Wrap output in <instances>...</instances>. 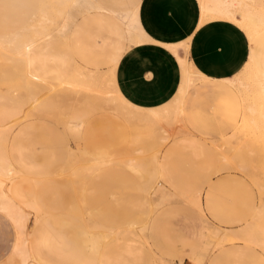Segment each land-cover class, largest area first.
<instances>
[{
  "label": "rangeland",
  "instance_id": "1",
  "mask_svg": "<svg viewBox=\"0 0 264 264\" xmlns=\"http://www.w3.org/2000/svg\"><path fill=\"white\" fill-rule=\"evenodd\" d=\"M141 2L97 0L98 5L73 11L66 23L71 2L59 8L56 0H0V35L31 34L35 66L50 82L84 70L97 81L115 82L121 91L117 67L123 54L151 38L145 32L146 38L130 40L118 14L132 11ZM223 17L201 14V23L229 20ZM62 26L67 29L64 33ZM179 44L188 48L183 42L164 45L174 53ZM3 52L0 47L1 95L9 92L4 74L10 65ZM185 75L182 68L179 88ZM225 79L196 81L184 99L186 124L170 128L154 157L132 142L124 117L105 105L89 115L82 139L70 135L51 114L17 121L7 143L16 173L5 189L10 188L22 204L28 222L16 228L0 211V264H22L13 253L22 236L39 264H74L86 258L89 237L97 231L106 236L98 264H191L197 254L204 255L202 264H264V252L242 235L246 225L257 221L264 204V169L259 157H251L239 140L227 142L239 97ZM179 88L168 102L180 97ZM72 98L71 104H78L80 97ZM75 98L79 99L75 102ZM99 147L112 151L104 167L75 172L80 149ZM197 195L204 203L203 213L189 203ZM205 240L211 241L206 256L202 253Z\"/></svg>",
  "mask_w": 264,
  "mask_h": 264
},
{
  "label": "bare ground",
  "instance_id": "2",
  "mask_svg": "<svg viewBox=\"0 0 264 264\" xmlns=\"http://www.w3.org/2000/svg\"><path fill=\"white\" fill-rule=\"evenodd\" d=\"M56 1L59 8H64L69 2L72 3L65 19L66 23H70L73 11L98 5L97 3L95 4V0ZM257 1L199 0V10H201L200 14H202L203 18L224 16L229 20H233L236 25L244 30L252 45L249 57L243 68L236 75L237 77L225 79L237 90L243 103L241 121L238 127L227 137V142L229 144L232 141L239 140L241 148L250 153L251 157H255L253 156L254 154L259 157L262 164L261 169H264V0L262 4H258ZM42 9L44 10L43 7ZM118 16L127 26L130 40H142L145 33L141 27L137 9L128 13L118 14ZM65 28V26H62L60 32L64 33L67 30ZM181 46L185 49L183 45L179 44L174 52L183 66L182 68L186 71L185 78L179 88L180 97H175L166 106L147 109L128 100L118 89L115 82L108 81L106 78L97 81L94 74L86 73L84 70L67 73L63 75V78L59 77L57 82H50L42 71L35 66L36 57L33 54L34 39L29 33H20L13 37L0 39V47L4 51L2 56L10 65V69L4 74L5 79L8 81L5 83L8 84L9 92L5 95L0 93V210L12 218L16 228L26 227L28 217L23 210L22 204L17 202L12 196L10 188L9 190L5 189L6 181L16 173V168L10 159L7 148L11 127L17 121L26 120L34 114L36 117V114L40 116L39 113H41L43 116L46 113L45 115L56 116L57 122H60V125L63 124L62 127L66 126L70 130L67 129L71 133L70 135L73 134L77 139H80L90 122L89 115L105 105L113 112L121 114L122 118L124 117L123 119L128 124V128H131L132 137L130 136V138H133V141H131L148 151V154L149 152L152 153L154 157L156 152L159 151L157 147L167 138L170 128L175 127L177 123L185 124L182 118V103L187 92L196 84L197 80L208 78L207 75L201 73L193 66L187 57L180 55L179 48L181 49ZM41 59L43 60V57ZM74 95L80 97L78 104L75 103V105L70 102ZM77 99L75 98V102ZM66 127L63 129H66ZM183 128H185V125H183ZM156 148L157 151L155 150ZM241 148H237V153L241 152L239 150ZM80 150V163L75 172L96 171L104 167L103 165L112 156L110 149L101 147L95 151H89L87 148ZM143 161L144 157L139 160L141 166L144 165ZM155 174L152 175V180L156 178ZM189 203H192L193 207L198 208L201 213L204 212L200 195L191 196ZM256 220V222L254 221L255 223L250 222L246 225L247 227H245L244 232L242 231V235L243 238L254 243L264 252V204L260 207ZM21 233L19 236H21ZM215 233L214 231L213 235L217 236L218 234ZM22 237L17 240L13 252L14 255H18L21 258L22 264H39L29 251L27 240ZM104 237L106 238L103 233L98 231L97 233H91L89 237L91 245L88 255L83 260L77 259L74 264H98V259L102 257L101 240L103 242ZM206 238L210 239L211 237L208 235ZM210 242L207 241L205 243L202 249L204 252L200 250L202 253L205 254L208 251ZM203 259L204 255H194L192 256L191 264H202Z\"/></svg>",
  "mask_w": 264,
  "mask_h": 264
},
{
  "label": "crops",
  "instance_id": "3",
  "mask_svg": "<svg viewBox=\"0 0 264 264\" xmlns=\"http://www.w3.org/2000/svg\"><path fill=\"white\" fill-rule=\"evenodd\" d=\"M135 9L151 42L133 46L123 54L117 67V80L123 95L138 106H166L178 91L182 80L181 64L164 44L185 43L188 48L185 51L181 46L180 55L187 57L193 66L208 76L203 80L237 75L249 57L250 44L244 30L226 19L201 23L199 0H142L141 6L138 4ZM20 33L8 32L0 35V39ZM237 94L239 110L232 132L238 127L243 113L242 99ZM182 118L186 124L184 100ZM202 205L204 209L203 201ZM2 212L15 225L12 218Z\"/></svg>",
  "mask_w": 264,
  "mask_h": 264
}]
</instances>
